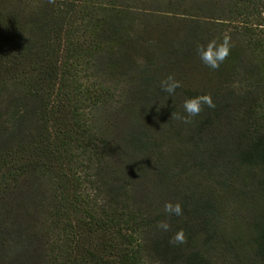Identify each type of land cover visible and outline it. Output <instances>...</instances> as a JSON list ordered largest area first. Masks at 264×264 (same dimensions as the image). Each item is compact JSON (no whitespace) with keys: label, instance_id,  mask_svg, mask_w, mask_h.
Here are the masks:
<instances>
[{"label":"trees","instance_id":"16d2710c","mask_svg":"<svg viewBox=\"0 0 264 264\" xmlns=\"http://www.w3.org/2000/svg\"><path fill=\"white\" fill-rule=\"evenodd\" d=\"M0 264H264V0H0Z\"/></svg>","mask_w":264,"mask_h":264},{"label":"clouds","instance_id":"9594fccd","mask_svg":"<svg viewBox=\"0 0 264 264\" xmlns=\"http://www.w3.org/2000/svg\"><path fill=\"white\" fill-rule=\"evenodd\" d=\"M49 2L54 3L55 0H49ZM232 47L233 45L231 42V37L226 34L220 42L213 39L209 41L206 46H198L197 52L203 64L211 69H218L230 55ZM181 86V81L176 79L175 76L171 74L161 81L162 90L167 92L170 97L175 95L176 90ZM205 106H207L208 108L215 107L210 93L187 98L184 100L182 105L186 115L181 116L179 113H177L175 114V118L182 120L184 123H190L191 118L200 115ZM164 212L169 216H181L183 214V209L179 202L173 203L171 201H166L164 203ZM158 227H160L163 231H168L170 225L167 220H165L160 222L158 224ZM170 242L173 244L185 243L186 235L184 233V230H177Z\"/></svg>","mask_w":264,"mask_h":264}]
</instances>
